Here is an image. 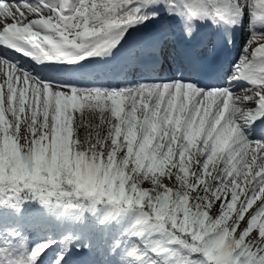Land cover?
I'll use <instances>...</instances> for the list:
<instances>
[{"label": "snow or ice", "instance_id": "6c2138e0", "mask_svg": "<svg viewBox=\"0 0 264 264\" xmlns=\"http://www.w3.org/2000/svg\"><path fill=\"white\" fill-rule=\"evenodd\" d=\"M0 264H264V0H0Z\"/></svg>", "mask_w": 264, "mask_h": 264}]
</instances>
